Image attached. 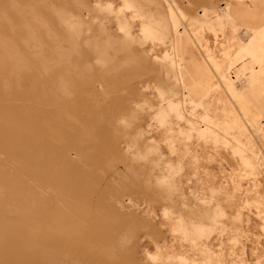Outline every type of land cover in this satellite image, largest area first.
<instances>
[{"label":"rangeland","instance_id":"rangeland-1","mask_svg":"<svg viewBox=\"0 0 264 264\" xmlns=\"http://www.w3.org/2000/svg\"><path fill=\"white\" fill-rule=\"evenodd\" d=\"M0 264H264V0H0Z\"/></svg>","mask_w":264,"mask_h":264}]
</instances>
